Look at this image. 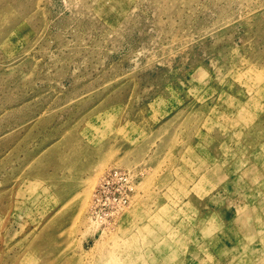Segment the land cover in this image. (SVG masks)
I'll return each mask as SVG.
<instances>
[{"label": "rangeland", "instance_id": "rangeland-1", "mask_svg": "<svg viewBox=\"0 0 264 264\" xmlns=\"http://www.w3.org/2000/svg\"><path fill=\"white\" fill-rule=\"evenodd\" d=\"M0 264H264V0H0Z\"/></svg>", "mask_w": 264, "mask_h": 264}, {"label": "built area", "instance_id": "built-area-1", "mask_svg": "<svg viewBox=\"0 0 264 264\" xmlns=\"http://www.w3.org/2000/svg\"><path fill=\"white\" fill-rule=\"evenodd\" d=\"M133 182L132 174L125 170L111 169L103 174L94 193V201L102 205V201L111 199V207L120 210L130 202V194L123 190ZM109 195V197H108ZM104 199V200H103Z\"/></svg>", "mask_w": 264, "mask_h": 264}, {"label": "bare ground", "instance_id": "bare-ground-1", "mask_svg": "<svg viewBox=\"0 0 264 264\" xmlns=\"http://www.w3.org/2000/svg\"><path fill=\"white\" fill-rule=\"evenodd\" d=\"M127 171H129V172H131V174H132V178H133V187L134 188H138L139 187V184H140V182H141V179H142V175H140V176H138V174L139 173H137L138 171H136L137 169H126ZM103 176V175H102ZM144 177V176H143ZM102 178V177H101ZM136 179H137V181L138 182H136ZM101 180V179H100ZM100 182V181H99ZM131 200H132V197H131V199H130V202H129V204L126 206V207H123V208H121L120 209V211H119V215H118V219H117V221L119 222V219H120V216L122 215V213L129 207V205H130V203H131ZM91 221H93L95 224H97V221L96 220H94V219H92V218H89ZM98 225V224H97ZM252 237H255L256 238V236L254 235V234H252L251 232H250V235H249V238L251 239Z\"/></svg>", "mask_w": 264, "mask_h": 264}]
</instances>
